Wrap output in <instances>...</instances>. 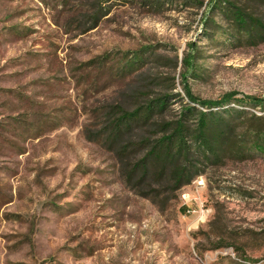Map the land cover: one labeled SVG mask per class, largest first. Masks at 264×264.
<instances>
[{
	"label": "rangeland",
	"instance_id": "rangeland-1",
	"mask_svg": "<svg viewBox=\"0 0 264 264\" xmlns=\"http://www.w3.org/2000/svg\"><path fill=\"white\" fill-rule=\"evenodd\" d=\"M218 1L0 0V264H264V0ZM142 75L248 117L189 184L107 137Z\"/></svg>",
	"mask_w": 264,
	"mask_h": 264
},
{
	"label": "trees",
	"instance_id": "trees-1",
	"mask_svg": "<svg viewBox=\"0 0 264 264\" xmlns=\"http://www.w3.org/2000/svg\"><path fill=\"white\" fill-rule=\"evenodd\" d=\"M218 6L223 7L221 0L218 1ZM231 11L236 21L243 24L246 22L241 9ZM97 21L98 18H95L94 22ZM251 21L253 25L257 23L256 20ZM184 63L191 65L190 58H186ZM142 76L140 82L126 89L123 93L125 102L117 105L109 115L110 132L107 137L112 143H125L120 146L121 154H127L133 145L145 150L143 160L134 164V169L141 166L145 170L149 163L157 162L164 172L171 174L178 187L189 184L199 173V169L193 165L197 159L207 161L214 156L220 157L225 152L226 143L231 138H236L237 134H232L229 130L230 114H237L240 118L245 113L228 108L220 112L203 111L186 103L179 113L169 114L170 101L175 95L173 80L171 84L155 92L151 87H159L169 78L158 80L155 77ZM185 93L190 103L207 108L228 105L235 94L228 93L219 100H202L192 94L187 84ZM246 99L254 101L255 105L264 103L263 98L247 96ZM243 117H247L246 114ZM249 117L264 121V116L251 114ZM132 137L136 138L135 142L131 141ZM256 148L262 150L264 146L256 144Z\"/></svg>",
	"mask_w": 264,
	"mask_h": 264
}]
</instances>
